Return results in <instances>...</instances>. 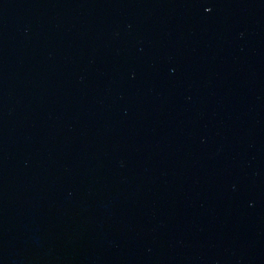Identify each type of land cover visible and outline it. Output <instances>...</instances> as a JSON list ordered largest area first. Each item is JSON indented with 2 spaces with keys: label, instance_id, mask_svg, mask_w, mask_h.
I'll return each instance as SVG.
<instances>
[{
  "label": "water",
  "instance_id": "water-1",
  "mask_svg": "<svg viewBox=\"0 0 264 264\" xmlns=\"http://www.w3.org/2000/svg\"><path fill=\"white\" fill-rule=\"evenodd\" d=\"M0 264H264V0H0Z\"/></svg>",
  "mask_w": 264,
  "mask_h": 264
}]
</instances>
